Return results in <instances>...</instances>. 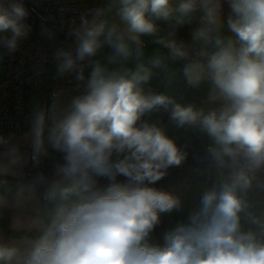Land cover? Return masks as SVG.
I'll return each instance as SVG.
<instances>
[{
	"label": "clouds",
	"instance_id": "obj_1",
	"mask_svg": "<svg viewBox=\"0 0 264 264\" xmlns=\"http://www.w3.org/2000/svg\"><path fill=\"white\" fill-rule=\"evenodd\" d=\"M34 11L0 0V58ZM41 20L46 39L64 33L56 78L74 94L0 135V218L16 212L0 264H264V0H103L66 28ZM190 157L204 179L186 208L154 185Z\"/></svg>",
	"mask_w": 264,
	"mask_h": 264
},
{
	"label": "built area",
	"instance_id": "obj_2",
	"mask_svg": "<svg viewBox=\"0 0 264 264\" xmlns=\"http://www.w3.org/2000/svg\"><path fill=\"white\" fill-rule=\"evenodd\" d=\"M31 13L28 23L32 32L26 40L21 41L19 50L13 55L5 54L3 75L0 79V135L16 134L23 131L25 123L32 117V100L37 98L38 104L51 102L54 91H62L65 96L74 94L75 81L73 76L56 78V63L53 59L55 48L60 46L65 36L58 31L56 39L50 41L41 35V17H52L50 26L59 29L61 22L65 28L73 19L79 18L83 12L101 6L103 0H25ZM63 9V12H61ZM191 27L186 25L178 30L185 40H190ZM201 165L195 161L186 169L189 174L199 171ZM106 183V181H101ZM164 181H159L154 187L168 191ZM179 217V212L161 214V222L167 220L173 223Z\"/></svg>",
	"mask_w": 264,
	"mask_h": 264
},
{
	"label": "rangeland",
	"instance_id": "obj_3",
	"mask_svg": "<svg viewBox=\"0 0 264 264\" xmlns=\"http://www.w3.org/2000/svg\"><path fill=\"white\" fill-rule=\"evenodd\" d=\"M4 56V55H3ZM2 56V58H0V79L2 78L3 75V67H2V63L4 61V57ZM38 104V100L37 98H34L32 100V109L34 108L35 105ZM190 159V158H189ZM188 162V161H187ZM186 162V163H187ZM186 163L180 167V168H173L170 170V173L168 176H166L164 179H162V181L165 182L164 185H166V188L168 190V192H171V189L176 188V186L182 182L188 181V180H193V182L188 183V185L186 187H184L183 189H181L180 191V195L184 200H185V205L186 208L188 206H190L193 197L195 196V189L196 186L199 185L202 180L204 179V171L203 168L200 167L199 171H197L195 174H189L188 172L185 171L186 168ZM198 180V181H195ZM182 213H179V217L178 220L182 218ZM177 221V220H176ZM175 222L169 224L168 228L173 225ZM153 238L154 241L156 240V236L155 234H153Z\"/></svg>",
	"mask_w": 264,
	"mask_h": 264
},
{
	"label": "crops",
	"instance_id": "obj_4",
	"mask_svg": "<svg viewBox=\"0 0 264 264\" xmlns=\"http://www.w3.org/2000/svg\"><path fill=\"white\" fill-rule=\"evenodd\" d=\"M225 11H227V5H225ZM162 27H167V25H165V24H162ZM180 36V35H179ZM182 38V37H181ZM155 47H157V46H155V45H152V44H149L148 45V49H149V52H151V50L153 49V48H155ZM152 86L156 89V90H163V86H162V81L160 80V79H156V80H154L153 82H152ZM181 90H183L182 89V86H181ZM187 99L188 100H190V101H195V102H199V99H200V97H199V95L196 93V92H190V93H188L187 94ZM29 128H30V120L28 121V122H26L25 123V128L23 129V131L22 132H20V133H16V134H14L17 138H21V137H23L24 136V134L25 133H27L28 132V130H29ZM5 136H8V135H5ZM162 181V180H161ZM4 211V213H7V223H6V227H5V230H7L8 229V225H9V223H10V219H11V217L13 216V215H15L16 214V212L14 211V210H12V209H4L3 210ZM23 215H31V212L30 211H26V212H24L23 213Z\"/></svg>",
	"mask_w": 264,
	"mask_h": 264
},
{
	"label": "trees",
	"instance_id": "obj_5",
	"mask_svg": "<svg viewBox=\"0 0 264 264\" xmlns=\"http://www.w3.org/2000/svg\"><path fill=\"white\" fill-rule=\"evenodd\" d=\"M193 162H194V160H192L191 157H190V159L186 163L187 166L185 168V171H186L187 167H189ZM195 181H198V180H195ZM191 182H193L192 179L188 180V181H185V182H182V183L178 184L176 186V188L171 189V192L173 194H175V195H180L179 193H180L181 189L186 187L188 185V183H191ZM6 215H7V213H4V211H3V216H2V218H0V225H2L4 227V229H5L6 223H7V216ZM177 220H178V218H177ZM169 224H171V223L167 222V220L165 219V220H163L161 222L160 225L157 226V228H156V230L154 232V234L156 236L155 242H160L161 241L162 232L168 228Z\"/></svg>",
	"mask_w": 264,
	"mask_h": 264
},
{
	"label": "water",
	"instance_id": "obj_6",
	"mask_svg": "<svg viewBox=\"0 0 264 264\" xmlns=\"http://www.w3.org/2000/svg\"><path fill=\"white\" fill-rule=\"evenodd\" d=\"M165 119H166V117H165Z\"/></svg>",
	"mask_w": 264,
	"mask_h": 264
}]
</instances>
